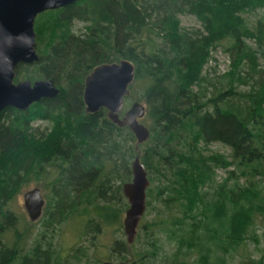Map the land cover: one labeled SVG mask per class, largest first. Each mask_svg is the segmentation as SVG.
<instances>
[{
    "label": "trees",
    "instance_id": "16d2710c",
    "mask_svg": "<svg viewBox=\"0 0 264 264\" xmlns=\"http://www.w3.org/2000/svg\"><path fill=\"white\" fill-rule=\"evenodd\" d=\"M257 9H264V0H77L39 13L40 59L20 62L15 79L51 77L61 91L26 109L0 112V264H64L55 230L90 203L105 207L99 212L104 222L122 228L129 206L122 186L132 179L137 154L150 178L147 209L133 243L115 239L112 250L121 260L230 264L246 241H258L264 221V11L253 22L245 15ZM183 13L200 26L184 27ZM76 18L87 21L84 32L74 31ZM224 40L231 68L211 81L205 65ZM124 57L136 64L125 97L140 84L147 102L151 134L142 143L106 108L88 112L83 97L85 77L96 64ZM38 119L50 124L34 126ZM215 141L229 146L230 155L211 149ZM218 168L228 172L220 180ZM35 181L50 196L31 222H42L34 236L18 228L10 202ZM159 231L174 242L171 251L160 254ZM28 238L35 242L30 251ZM139 241L145 249H134ZM242 262L264 264V248Z\"/></svg>",
    "mask_w": 264,
    "mask_h": 264
},
{
    "label": "water",
    "instance_id": "95a60500",
    "mask_svg": "<svg viewBox=\"0 0 264 264\" xmlns=\"http://www.w3.org/2000/svg\"><path fill=\"white\" fill-rule=\"evenodd\" d=\"M77 0H0V112L7 106L28 108L43 97L58 95L61 88L51 77L16 80V66L40 59L37 51L35 20L39 13L51 8L66 6ZM136 64L129 58L103 61L96 64L85 77L84 101L88 112L106 108L111 120L121 126L128 125L140 143L151 134L141 119L147 105L135 100L125 110V96L135 78ZM132 179L123 183V192L129 206L123 219L129 244L138 233V226L147 209L150 178L140 154L132 160ZM26 210L32 220L39 219L46 199L39 186L23 193ZM101 264H127L124 260H104Z\"/></svg>",
    "mask_w": 264,
    "mask_h": 264
},
{
    "label": "rangeland",
    "instance_id": "374dc122",
    "mask_svg": "<svg viewBox=\"0 0 264 264\" xmlns=\"http://www.w3.org/2000/svg\"><path fill=\"white\" fill-rule=\"evenodd\" d=\"M263 11L264 9H257L246 12L245 15L248 17V20L250 22H253ZM180 18L181 24L186 28L200 26V22L193 14L183 13L180 15ZM86 25L87 21L83 19L76 18L73 21V29L77 33L84 32L86 30ZM226 46L227 41L225 40L219 43L217 47L213 49L212 56L205 65V73L210 76L211 81H219V79H222L220 77L221 74L231 68L230 55L229 52L225 50ZM133 92L134 94L130 97H125L123 111H125L135 100H139L147 105V102L143 95L144 88L140 86V84L134 89ZM141 120L147 124L146 117H143ZM49 124L50 123L48 122V120L38 119L34 121V126H39L41 128L46 127ZM210 148L213 150L222 151L227 154V156H229L231 153L230 147L220 141L211 143ZM227 173L228 172H226L224 168H218L217 178L220 180L224 176H226ZM34 186H39L41 188L42 194L46 199L45 205H47L50 196L49 191L48 189H45V186H43L40 182L35 181L30 182L21 191H19L15 195L14 199L11 200L10 206L19 216L18 228L22 231L34 230L32 234L35 236L37 235L38 228L42 226V222H40V219L36 221V223L31 224V222L35 221H32L26 210L23 196V193L26 190ZM156 205L158 206L159 202H156ZM44 208H46V206H44ZM104 210L105 207L103 208L102 205L90 203L80 208L81 214L77 216L75 215L58 225L55 230L57 233L55 235V243L60 248L61 254L65 258L64 264H101L104 260H121L118 257L117 252L112 250V245L117 237H122L125 240L127 239L124 231V225L122 228H119L118 224H107L108 222H104V220H102V216L99 215V212ZM154 212L156 211L154 210ZM150 213L147 216L148 218L151 217ZM166 213H168V210L164 209L163 214ZM124 216L125 213L123 214V219ZM91 219H97L99 223H95L94 226L89 227L90 225H87V223ZM257 232V237L259 240L255 241L253 239H249L248 241H246L240 248L239 254L235 253L234 257L231 258L230 264H243L242 261L246 257H258L261 254L262 249L264 248L263 220L259 221ZM158 236L161 239L164 248L161 250L160 254L164 253L165 251H171L174 247V242L170 241L166 237V233L163 231H159ZM34 243L35 242H33V238H28L27 243L25 242V249H27L26 251H30ZM135 244L136 247L134 249L138 247L140 248L139 250L145 249L144 243H142V241L135 242ZM79 245H83L84 247H86L84 253L77 250ZM129 255L137 258L133 253H129ZM14 264H18L17 260ZM134 264H142V262L137 260V262H135Z\"/></svg>",
    "mask_w": 264,
    "mask_h": 264
},
{
    "label": "flooded vegetation",
    "instance_id": "af4514ba",
    "mask_svg": "<svg viewBox=\"0 0 264 264\" xmlns=\"http://www.w3.org/2000/svg\"><path fill=\"white\" fill-rule=\"evenodd\" d=\"M44 212V211H43Z\"/></svg>",
    "mask_w": 264,
    "mask_h": 264
}]
</instances>
